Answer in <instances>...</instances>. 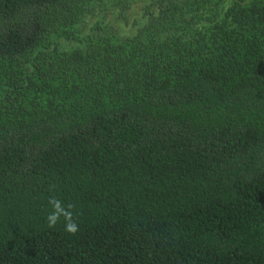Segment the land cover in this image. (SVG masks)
Wrapping results in <instances>:
<instances>
[{
    "label": "trees",
    "instance_id": "trees-1",
    "mask_svg": "<svg viewBox=\"0 0 264 264\" xmlns=\"http://www.w3.org/2000/svg\"><path fill=\"white\" fill-rule=\"evenodd\" d=\"M0 264H264V0H0Z\"/></svg>",
    "mask_w": 264,
    "mask_h": 264
},
{
    "label": "clouds",
    "instance_id": "clouds-1",
    "mask_svg": "<svg viewBox=\"0 0 264 264\" xmlns=\"http://www.w3.org/2000/svg\"><path fill=\"white\" fill-rule=\"evenodd\" d=\"M48 203L51 207V211L46 216L47 226L53 228L62 219L64 230L69 234H75L79 230L78 224L73 216V209L75 206L71 203L65 206V204L55 196L50 197Z\"/></svg>",
    "mask_w": 264,
    "mask_h": 264
}]
</instances>
